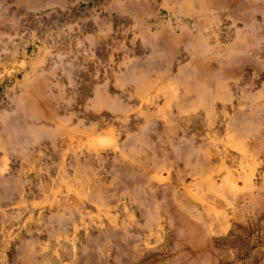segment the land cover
I'll return each instance as SVG.
<instances>
[{"label":"rangeland","instance_id":"rangeland-1","mask_svg":"<svg viewBox=\"0 0 264 264\" xmlns=\"http://www.w3.org/2000/svg\"><path fill=\"white\" fill-rule=\"evenodd\" d=\"M0 264H264V0H0Z\"/></svg>","mask_w":264,"mask_h":264}]
</instances>
